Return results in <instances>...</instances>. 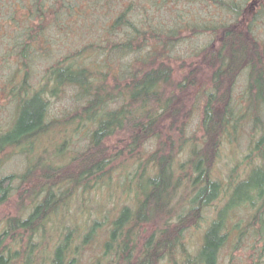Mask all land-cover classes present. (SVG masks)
Returning a JSON list of instances; mask_svg holds the SVG:
<instances>
[{
  "label": "trees",
  "instance_id": "trees-1",
  "mask_svg": "<svg viewBox=\"0 0 264 264\" xmlns=\"http://www.w3.org/2000/svg\"><path fill=\"white\" fill-rule=\"evenodd\" d=\"M251 1L0 0V96L13 102L0 127V169L12 154L23 157L21 170L0 175V207L18 194L19 210L28 209L27 215L0 217V264H80L106 213L101 202L92 222L75 226L73 204L91 199V188L110 186L122 174L135 200L122 205L107 228L103 254L113 264H218L232 231H241L245 212L247 224L259 225L264 239V162L239 182L251 185L245 199L224 196L196 251L184 236L187 223L201 219L230 190L212 171L222 137L238 134L245 115L253 117L251 129L261 132L253 147L264 158V38L257 33L264 0L249 11ZM74 34L84 45L63 52L59 45ZM203 34L210 42H192ZM178 62L213 68L200 136H186L188 121L173 120L182 110L174 91L195 83L186 75L173 79ZM242 72L246 101L237 110L233 89ZM69 84L76 87L71 110L54 115L52 99ZM169 119V130L184 134L178 142L163 129ZM73 138L81 145L75 148ZM187 145L188 157L176 164ZM62 157L68 161H56ZM113 162L123 164L115 177ZM26 199L30 204L24 207ZM157 219L161 223L140 242L142 230Z\"/></svg>",
  "mask_w": 264,
  "mask_h": 264
},
{
  "label": "rangeland",
  "instance_id": "rangeland-1",
  "mask_svg": "<svg viewBox=\"0 0 264 264\" xmlns=\"http://www.w3.org/2000/svg\"><path fill=\"white\" fill-rule=\"evenodd\" d=\"M253 1V0H252ZM251 1V2H252ZM248 3L247 10L253 11L258 6V0H255L256 4ZM9 4H5L3 6L9 7ZM2 7V6H0ZM1 19V18H0ZM257 33L261 38H264V20L261 21L257 26ZM192 42L194 44L198 43L205 44L210 42L209 35L203 34L199 37L194 36ZM85 41L79 35H73L71 37L66 38L59 46L64 48L63 52H70L71 50L76 49L77 47L83 46ZM197 61V59H196ZM189 62V61H187ZM194 68V69H193ZM2 68L0 67V72ZM194 71L193 74L190 72ZM212 73L213 68L211 66H202V67H195L187 64L184 66L181 65V62H178L174 66L173 70V79L175 81L184 80V76L186 75L187 78L195 79V83L193 85H187L184 89H176L174 91L175 97L178 102L182 105V110L180 112V116L175 117L173 120L177 122V124L182 123L186 120L187 122V131L186 136L197 135L200 136L202 131L199 127V121L202 119L203 116V104L205 105V101L207 100V94L205 93L206 89L214 88L212 83ZM43 70L40 67L37 69L35 79L39 80L42 77ZM108 80H106L109 84L113 81L111 74L108 75ZM189 81V80H188ZM189 83V82H188ZM229 83H233L229 82ZM1 84V78H0ZM247 85V75L246 72H242L235 83V87L233 89V105H235L236 109L242 108L245 106L244 95ZM76 87L75 85L69 84L65 86L63 91L61 92L58 97L52 99V112L54 115H62L65 111L71 110V106L73 105V97L75 93ZM198 102L200 103L199 106ZM180 104H176L181 106ZM13 106L12 99H5L0 96V127H4L7 124V120L4 117L7 116L8 111ZM194 110V112H193ZM189 111V113H188ZM171 115H177L176 112H171ZM170 115V116H171ZM10 116V115H9ZM8 116V118H9ZM246 117L243 120V126L239 130V133L236 135H228L226 138L222 137L221 145L219 147V154L217 156L216 163L213 166V176L216 179L222 181L224 186L227 184L230 186V190L227 187L226 192H222L221 198L216 200L211 205L207 206L203 212V217L199 220L194 219L189 221L187 225V229H185L184 236L187 245H189L190 249L196 251L199 245L202 242V237L205 229L209 226L210 221L214 217L216 210L223 205L227 198L226 194L229 196H233L234 199L243 200L245 196L250 193L251 185H241L239 182L241 179L247 177V173L250 171L252 166L257 164H262L264 162V158L261 156V150H256L253 145L255 139H257L261 132H255L252 128L254 124L253 117L250 115H245ZM189 119V120H188ZM184 122V123H186ZM79 123V122H78ZM171 119L167 122H164L163 129H166V135L171 132L170 136H167L169 140H174L178 142L177 136L182 134L179 131V134H174V130L170 129ZM175 124V123H174ZM173 124V126H174ZM78 125V124H77ZM76 125V126H77ZM176 129V127L174 126ZM179 128V127H178ZM71 134L79 137L81 135L75 134L71 131ZM66 135V134H65ZM184 134H182L183 136ZM164 136V135H163ZM230 137V138H229ZM116 136L111 137L108 140V146L112 147V145L116 142ZM54 139V138H53ZM52 139V140H53ZM165 138H163L164 140ZM74 140V138H73ZM72 140V143H73ZM80 139H75L74 141L76 144L73 146L76 148L78 145H81L79 141ZM82 141V140H81ZM160 144V143H159ZM153 147L148 148L146 150L150 151ZM170 148L165 145V151L169 150ZM10 151V150H8ZM67 152L72 153L71 147H69ZM178 155V156H177ZM177 160L176 164L179 161L187 158L189 155V148H184V151L177 153ZM13 160L9 161L5 169H0L1 173H9L14 169L15 171L18 169L21 170L23 168L22 161L23 157L20 155L12 154ZM10 160V159H9ZM57 162L64 161L67 162L63 157ZM128 167L124 165L123 167L129 168V171H132L133 167L131 166V160H129ZM18 163V165L16 164ZM126 164V163H124ZM123 165V164H122ZM119 162H113V166H115V170L113 171V176H117L118 173H121L122 166ZM7 171V172H5ZM150 175L149 172H147ZM178 174H181L180 172ZM107 178L111 177L110 175H106ZM125 176V175H124ZM123 174L121 177H117L111 181L110 186L108 185H101L96 187V189H90L88 192V196H92L91 199L83 200L81 202L76 201L74 205V216L72 217V224L75 225L76 222H80L81 220H86L87 222H92L94 217L97 215V208L99 203L102 202L103 207L105 210L106 215L101 218V225L96 230V237H94L91 243L86 247L82 254L81 263L80 264H113L111 261V256L105 258L104 256V240L108 236L107 230L109 229L110 225L113 222V219L118 215V209L126 204H133L134 197L133 191L125 190L124 186L122 185ZM122 179V180H121ZM240 179V180H239ZM134 188V186H133ZM128 192V193H127ZM14 196V197H13ZM13 200L11 203L3 204L0 207V217H4L8 212H11L13 215L19 214L18 208V199L19 195H13ZM174 198L172 200L173 205L178 204L180 193L177 192L176 195H173ZM225 196V197H224ZM11 197V198H12ZM29 199H26V203L23 204L24 207L28 206ZM107 210V211H106ZM109 210V211H108ZM177 211V210H176ZM21 212V211H20ZM23 215H27L28 209L21 212ZM104 213V211H103ZM244 210L240 212L239 215L243 214ZM264 217V215H262ZM173 218V217H171ZM250 219V215L245 212L242 216V223L240 225L241 231L233 230L232 231V240L222 249L220 252L219 262L218 264H264V239L261 236L260 228L258 229L257 224L248 225V221ZM68 220V219H67ZM174 220H172V224H174ZM197 221V222H196ZM161 223V220L157 219V222L152 224L149 228L143 229L140 234V242L144 241L146 237L154 231V229ZM192 223V224H191ZM90 223L85 224V228L81 229V232H84L87 229V226ZM149 224V223H148ZM146 224V225H148ZM76 226V225H75ZM146 227V226H145ZM108 228V229H107ZM256 231V234L254 233ZM238 239V240H237ZM52 244L49 243V247ZM260 253L263 255L260 257Z\"/></svg>",
  "mask_w": 264,
  "mask_h": 264
}]
</instances>
